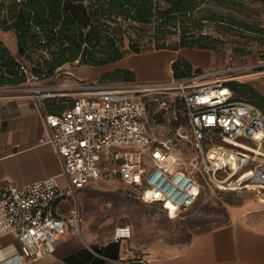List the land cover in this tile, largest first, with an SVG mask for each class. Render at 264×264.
I'll list each match as a JSON object with an SVG mask.
<instances>
[{
	"label": "built area",
	"instance_id": "2783aa9c",
	"mask_svg": "<svg viewBox=\"0 0 264 264\" xmlns=\"http://www.w3.org/2000/svg\"><path fill=\"white\" fill-rule=\"evenodd\" d=\"M213 74L215 69L165 80L86 82L62 111H44L47 135L41 141L53 145L66 183L49 176L0 189V236L16 237L19 262L54 252L70 229L81 233L78 205L61 215L56 202L77 196L103 176L117 175L143 199L164 202L169 214L172 207L177 214L195 203L201 183L168 139L152 132L153 112H161L168 122L187 118L191 131L179 135L194 148L212 186L252 188L254 183L257 199L264 203V108L234 97L225 78L208 79ZM35 94L43 108L42 89ZM132 235V225L119 224L113 239Z\"/></svg>",
	"mask_w": 264,
	"mask_h": 264
},
{
	"label": "rangeland",
	"instance_id": "374dc122",
	"mask_svg": "<svg viewBox=\"0 0 264 264\" xmlns=\"http://www.w3.org/2000/svg\"><path fill=\"white\" fill-rule=\"evenodd\" d=\"M191 15L188 18L181 16L180 20H187L179 21L175 29L167 27L171 30L165 34L156 31L159 21H153L140 40L141 52H130L117 63L85 66L78 70L76 61L62 65L50 77L39 78L27 71L25 82L2 86L20 87L32 92L42 89L44 98L59 96V105L65 106L82 90L78 86L83 83L121 80L113 79L110 74L118 65L137 70L138 77L134 80L176 77L173 72L164 70L165 65L162 63L166 61L171 68L170 62L176 58L191 64V74L215 69L216 74L208 79L219 76L225 78L227 83L238 81L264 96V0H197ZM186 28L195 35L210 34L216 39V46L175 50ZM132 33V37H138ZM0 39L17 54V39L13 31L0 30ZM163 43L166 47L159 48ZM181 49L182 55L179 52ZM150 125L153 133L168 139L169 147L184 159L183 165L201 183L197 200L177 214L172 207L169 214L164 202L143 199L134 185L118 176L109 179L103 176L96 184H91L72 197L76 206L78 204L81 207L82 224L87 223L101 238L107 239L110 235L113 238L115 227L128 223L133 227V235L125 242L127 249L133 250L136 255L144 252L161 255L173 246L189 241L194 234L227 222L234 206L250 201L259 202L253 188L220 189L212 186L203 176L194 148L186 138L180 136L191 131L185 116L180 122H168L161 112H153L150 113Z\"/></svg>",
	"mask_w": 264,
	"mask_h": 264
},
{
	"label": "trees",
	"instance_id": "16d2710c",
	"mask_svg": "<svg viewBox=\"0 0 264 264\" xmlns=\"http://www.w3.org/2000/svg\"><path fill=\"white\" fill-rule=\"evenodd\" d=\"M165 3V4H164ZM197 0H0V30L13 31L17 54L0 39V86L19 85L27 71L50 77L66 63L104 66L141 52V39L153 21L158 33L177 28L181 16L191 17ZM188 18V17H187ZM215 19V18H212ZM138 37H132L133 33ZM175 47L214 48L208 33L193 34L188 28ZM165 43L159 48H165ZM176 77L191 75V64L183 59L170 62ZM113 79L134 80L130 67H114ZM193 74V73H192ZM236 98L248 99L264 108V96L254 88L230 81ZM59 96L44 99L49 112H59Z\"/></svg>",
	"mask_w": 264,
	"mask_h": 264
},
{
	"label": "crops",
	"instance_id": "0c3cea01",
	"mask_svg": "<svg viewBox=\"0 0 264 264\" xmlns=\"http://www.w3.org/2000/svg\"><path fill=\"white\" fill-rule=\"evenodd\" d=\"M182 50H179L180 55ZM162 63L164 70L172 73L167 62ZM85 66L98 67L76 65L78 70ZM24 90L0 86V189L8 184L21 186L49 176H55L64 185L66 176L53 145L41 141V137L47 135L46 101L42 108L35 92ZM110 177L117 175L107 178ZM97 182L92 181L82 189ZM72 197L57 200L59 214L69 215L77 207ZM259 202L234 206L227 222L196 233L189 241L161 255L148 252L136 255L125 245L131 238L115 241L110 235L103 239L81 221V233L70 229L57 241L54 252L25 262L17 259L16 237L0 236V264H264V203Z\"/></svg>",
	"mask_w": 264,
	"mask_h": 264
},
{
	"label": "bare ground",
	"instance_id": "6f19581e",
	"mask_svg": "<svg viewBox=\"0 0 264 264\" xmlns=\"http://www.w3.org/2000/svg\"><path fill=\"white\" fill-rule=\"evenodd\" d=\"M247 175H249V173H247V174H244V176L242 177V179L244 180L246 177H247ZM250 187H256V184H254V183H252V184H250Z\"/></svg>",
	"mask_w": 264,
	"mask_h": 264
}]
</instances>
